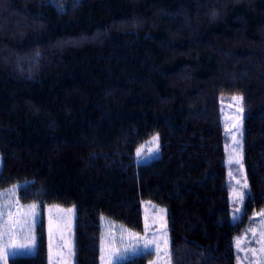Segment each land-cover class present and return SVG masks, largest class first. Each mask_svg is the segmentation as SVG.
I'll use <instances>...</instances> for the list:
<instances>
[{"label": "trees", "instance_id": "16d2710c", "mask_svg": "<svg viewBox=\"0 0 264 264\" xmlns=\"http://www.w3.org/2000/svg\"><path fill=\"white\" fill-rule=\"evenodd\" d=\"M231 94L249 186L236 222ZM153 134L160 156L138 164ZM0 155V190L42 214L34 251L7 264H48L51 204L75 208L74 264H101L102 219L142 232L143 200L166 207L171 264H236L235 238L264 214V0H0Z\"/></svg>", "mask_w": 264, "mask_h": 264}, {"label": "rangeland", "instance_id": "374dc122", "mask_svg": "<svg viewBox=\"0 0 264 264\" xmlns=\"http://www.w3.org/2000/svg\"><path fill=\"white\" fill-rule=\"evenodd\" d=\"M220 111L225 136L226 182L229 188L230 212L232 221L236 222L241 218L249 190L243 156L242 95H222ZM159 156L158 134L151 135L139 144L135 152L138 164L149 163ZM1 166L2 156L0 155V169ZM9 192L0 190V264H4L6 249L13 245L26 246L35 242L34 226L42 215L36 205L20 206L16 201L13 188L9 189ZM241 193L245 194L243 200L240 198ZM141 205L144 224L142 232H134L114 223L120 230L113 228L112 233L108 234L109 229L105 223L109 220L105 217L102 219L101 264H115L131 254L140 252L153 254L149 264H171L166 207L151 200H143ZM43 215L49 247V263L74 264L75 208L51 204L44 207ZM238 237H236L238 248L236 263L238 261V264H264V214L261 211L252 214L246 229ZM148 241L151 243L146 249L144 244ZM245 242L250 245H245ZM21 248H13L9 253L13 254L15 249L20 251ZM24 248L25 251L29 249V247ZM247 253L250 258L245 257Z\"/></svg>", "mask_w": 264, "mask_h": 264}, {"label": "crops", "instance_id": "0c3cea01", "mask_svg": "<svg viewBox=\"0 0 264 264\" xmlns=\"http://www.w3.org/2000/svg\"><path fill=\"white\" fill-rule=\"evenodd\" d=\"M262 223V222H261ZM256 235V237L258 236V234L256 233L255 234ZM238 237V236H237ZM238 239H239V237H238ZM237 239V240H238ZM234 244H235V251H236V255H237V251H238V248L236 247L237 246V244H236V238H235V240H234ZM31 245V244H30ZM245 245H247V246H249L250 244L249 243H246L245 242ZM35 247V246H34ZM34 247H29V249H28V251H25L24 249V247H22L21 249H20V251H18L17 249H15V253H8L6 256H5V258H4V264H7V259L10 257V256H13V255H18V252H20V254L19 255H22V254H29V253H31V252H33L34 251ZM47 247H48V240H47ZM17 251V252H16ZM246 256H248V258H250L249 257V253H247L246 255H245V257ZM237 257V256H236ZM48 264H50L49 263V247H48ZM236 264H238V261H237V263ZM249 264V263H248Z\"/></svg>", "mask_w": 264, "mask_h": 264}, {"label": "snow or ice", "instance_id": "6c2138e0", "mask_svg": "<svg viewBox=\"0 0 264 264\" xmlns=\"http://www.w3.org/2000/svg\"><path fill=\"white\" fill-rule=\"evenodd\" d=\"M139 155V154H138ZM237 162H239V161H237ZM244 193H241L240 194V198H241V200H243L244 199ZM235 218V217H234ZM150 241H148V242H146L145 244H144V247L147 249V248H149V246H150ZM238 244H239V242H237ZM35 246V242L33 241V243L31 244V245H26V246H16V245H13V246H11L10 248H8V249H6L5 250V255H7L9 252H11L12 251V249L13 248H16V247H34Z\"/></svg>", "mask_w": 264, "mask_h": 264}]
</instances>
